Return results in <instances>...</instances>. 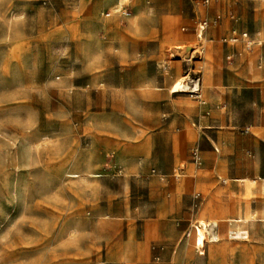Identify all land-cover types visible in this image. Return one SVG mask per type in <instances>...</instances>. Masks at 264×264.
Returning <instances> with one entry per match:
<instances>
[{
  "label": "rangeland",
  "instance_id": "1",
  "mask_svg": "<svg viewBox=\"0 0 264 264\" xmlns=\"http://www.w3.org/2000/svg\"><path fill=\"white\" fill-rule=\"evenodd\" d=\"M225 1L0 0V264H264L236 221L189 214L193 84L246 52L264 69V0ZM234 21L249 46L226 40ZM202 220L220 240L199 248Z\"/></svg>",
  "mask_w": 264,
  "mask_h": 264
},
{
  "label": "crops",
  "instance_id": "2",
  "mask_svg": "<svg viewBox=\"0 0 264 264\" xmlns=\"http://www.w3.org/2000/svg\"><path fill=\"white\" fill-rule=\"evenodd\" d=\"M249 3L254 6V0ZM243 4V0H226L223 9L241 11ZM232 27L244 29L239 21ZM225 30L224 23L218 31ZM244 59H251L252 66L204 70L197 84L206 99L197 114L182 116L181 126L197 139L204 163L195 168L188 185L191 217L236 221L231 224L260 243L264 241L257 239L264 237V69L254 66V54L246 52ZM223 101L228 102L229 111L221 106ZM193 192L202 194L200 200Z\"/></svg>",
  "mask_w": 264,
  "mask_h": 264
},
{
  "label": "bare ground",
  "instance_id": "3",
  "mask_svg": "<svg viewBox=\"0 0 264 264\" xmlns=\"http://www.w3.org/2000/svg\"><path fill=\"white\" fill-rule=\"evenodd\" d=\"M180 48H182V47L179 46V45H176L174 47V50L176 51L177 49H180ZM186 77L187 76L182 77L181 79H179L178 81H176L174 83V85L172 86L174 92L184 91L183 87L184 86L186 87V85H187L186 82H185ZM196 89H200L199 84L196 85ZM69 175L72 176V177H76V176H79V173H77V172H69ZM94 175H97V174H94ZM199 224H200V226H198V227L200 228V233L198 234V238H196V239H198L197 244H198L199 248L200 247L201 248L205 247V245H206L205 237L209 238L210 241H219L220 240V234L218 232H212L210 230V228H209L210 226H211V228H214L218 224L216 221L215 222H210V221H203L202 220ZM230 233L233 236H235V234H236V236L239 235V236H243V237H245L247 235L246 231H244V232L243 231L242 232H233L231 230ZM190 235H191V233H190Z\"/></svg>",
  "mask_w": 264,
  "mask_h": 264
},
{
  "label": "built area",
  "instance_id": "4",
  "mask_svg": "<svg viewBox=\"0 0 264 264\" xmlns=\"http://www.w3.org/2000/svg\"><path fill=\"white\" fill-rule=\"evenodd\" d=\"M205 3H209L210 0H203ZM116 12L121 13L123 18H129V16H131V11L127 8H124L123 6L119 7L118 9H116ZM112 13L109 11L106 13V16H111ZM208 27V21L207 20H203L199 23L198 25V36L201 37L204 33V30ZM248 33L246 31H241L239 30L237 27H234L231 31V35L229 36V38H226L227 41H231L233 43L239 41L240 39H245L247 41V44L249 46L250 41L248 42L247 38H248ZM228 58H232V54L227 55ZM200 81V79H198ZM199 83V82H197ZM194 83L192 86V89L190 90L191 93H197L199 89H196V84ZM195 89V90H194ZM185 90V89H184ZM187 90V89H186ZM200 96V95H198ZM196 153V151H195Z\"/></svg>",
  "mask_w": 264,
  "mask_h": 264
}]
</instances>
